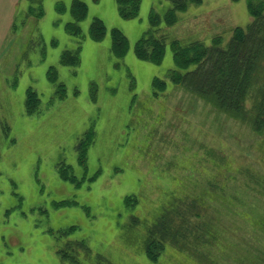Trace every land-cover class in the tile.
Listing matches in <instances>:
<instances>
[{
	"label": "rangeland",
	"instance_id": "obj_1",
	"mask_svg": "<svg viewBox=\"0 0 264 264\" xmlns=\"http://www.w3.org/2000/svg\"><path fill=\"white\" fill-rule=\"evenodd\" d=\"M71 1L41 0L44 14L36 17L28 8L37 2L0 0V264H66L56 249L65 240L58 230L70 226L77 228L68 238L84 239L113 264H154L122 239L121 224L134 212L123 199L138 195V210L150 212L181 195L175 191L202 188L209 174L224 186L207 212L217 235L209 263L264 264V130L209 112L179 87L152 93L153 78H165L174 66L170 39L209 42L219 34L228 40L233 28L252 20L247 0H203L179 13L175 24L161 27L167 44L159 64L138 59L134 45L149 27L150 10L164 12L168 0H142L133 19L119 16L116 0H80L87 14L78 36L64 28ZM94 17L107 29L101 41L88 34ZM114 27L128 41L122 56L110 51ZM77 48L78 65L60 63L64 51ZM179 113L187 117L183 124ZM193 129L194 138L217 149L208 165L180 147L182 132L193 137ZM90 130L94 139L80 156V139ZM159 133L167 140L160 145ZM60 164L85 179L75 186L60 176ZM166 251L159 264H194Z\"/></svg>",
	"mask_w": 264,
	"mask_h": 264
},
{
	"label": "trees",
	"instance_id": "obj_2",
	"mask_svg": "<svg viewBox=\"0 0 264 264\" xmlns=\"http://www.w3.org/2000/svg\"><path fill=\"white\" fill-rule=\"evenodd\" d=\"M31 1L37 2V6H30L28 13L41 17L44 14L41 0ZM141 1L116 0L119 16L123 19L137 17ZM168 1L170 6L164 12L160 13L154 9L149 12V27L134 45V54L140 60L153 64L161 63L167 44L166 35L160 33L161 27L172 26L178 21L179 13L185 12L191 5L201 4L203 0ZM56 9L59 12L65 10L61 3H58ZM69 11L72 20L65 24V31L78 36L81 33L80 22L87 14V6L80 0H72ZM247 11L252 20L245 27L233 28L228 40H224L219 34L213 35L209 42L202 40L181 42L176 38L170 39L174 66L167 71L165 78H153L154 97L163 92L165 94L170 88L169 93L179 87L185 95L202 101L210 108L209 112L215 111L228 118L247 122L254 132L261 133L264 130V0H247ZM106 32L104 22L94 17L89 24V37L94 41H101ZM110 35L111 53L115 56L124 55L128 49L126 36L115 27L111 28ZM60 63L69 66L78 65V48L64 51ZM168 94L167 98H169ZM33 98L34 95L30 94L27 100L31 101ZM184 110L187 111L188 106ZM208 115L209 113L206 114L207 117ZM178 118L179 124H183L186 121L183 118L187 117L179 113ZM171 119L172 117L165 124L164 129L172 124ZM189 123L187 122L186 127L193 126ZM194 131L195 129L191 132L193 137H190L187 131L182 132L183 141L180 147L194 150L196 161L200 160L201 165H208L209 157L212 153L216 154L217 149L211 144L199 142L196 135L194 138ZM162 133H159L160 136L156 140L158 145L167 141ZM93 139L94 133L91 130L84 133V138L80 139L78 146L80 156L84 155L86 146ZM192 143L193 146H197V150L191 147ZM197 151H202L205 157L199 158ZM58 169L60 176L72 181L75 186L85 179V177L78 178L72 169L64 164H60ZM207 176L202 188L198 189L196 185L187 186L186 189H190L187 194L184 193V189H181L180 193L175 191V194L181 195H172L158 202L150 208V212L141 213L138 210V195H127L123 199V204L130 210L134 209V212L130 213L126 221L121 224L125 229L122 235L123 241L134 245L154 264L162 262L167 249L182 254L194 264H210L209 262L215 257L210 247L213 240L217 239V235L212 230V214H208L212 208L210 201L217 190L224 191V186L217 187L218 185L214 184V176L211 174ZM93 178L90 177L88 180L91 181ZM76 228L70 226L58 230L59 238H65L56 249L61 261L66 264H113L107 257L93 252L84 239L68 238Z\"/></svg>",
	"mask_w": 264,
	"mask_h": 264
}]
</instances>
